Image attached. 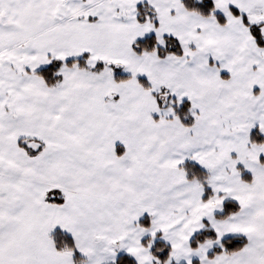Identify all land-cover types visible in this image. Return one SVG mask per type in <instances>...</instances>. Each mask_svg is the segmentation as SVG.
<instances>
[{"label": "snow or ice", "instance_id": "snow-or-ice-1", "mask_svg": "<svg viewBox=\"0 0 264 264\" xmlns=\"http://www.w3.org/2000/svg\"><path fill=\"white\" fill-rule=\"evenodd\" d=\"M0 264H264V0H0Z\"/></svg>", "mask_w": 264, "mask_h": 264}]
</instances>
